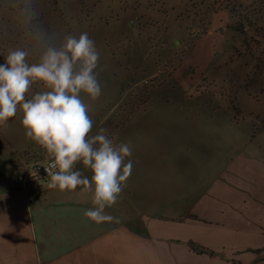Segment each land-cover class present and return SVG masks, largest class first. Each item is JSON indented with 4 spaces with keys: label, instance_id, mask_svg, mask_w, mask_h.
Returning a JSON list of instances; mask_svg holds the SVG:
<instances>
[{
    "label": "rangeland",
    "instance_id": "374dc122",
    "mask_svg": "<svg viewBox=\"0 0 264 264\" xmlns=\"http://www.w3.org/2000/svg\"><path fill=\"white\" fill-rule=\"evenodd\" d=\"M37 30L95 42L102 94L81 98L107 128L178 143L215 172L264 145V0H0V64L10 48L31 52Z\"/></svg>",
    "mask_w": 264,
    "mask_h": 264
},
{
    "label": "crops",
    "instance_id": "0c3cea01",
    "mask_svg": "<svg viewBox=\"0 0 264 264\" xmlns=\"http://www.w3.org/2000/svg\"><path fill=\"white\" fill-rule=\"evenodd\" d=\"M88 112L97 113L90 135L106 129L114 143L131 145L126 162H138L105 209L115 219H87L93 205L82 187L13 183L26 163L49 157L25 136L18 111L0 126V264H264V145L230 156L215 172L178 143L156 146L124 136L125 127L107 128L113 121L104 108ZM77 170L92 175L82 164ZM174 189L183 194L177 201L168 198Z\"/></svg>",
    "mask_w": 264,
    "mask_h": 264
},
{
    "label": "clouds",
    "instance_id": "9594fccd",
    "mask_svg": "<svg viewBox=\"0 0 264 264\" xmlns=\"http://www.w3.org/2000/svg\"><path fill=\"white\" fill-rule=\"evenodd\" d=\"M31 52L25 47L10 48L0 64V126L22 112L25 136L43 148L50 157L44 166L50 178L47 187L60 191L91 193L93 208L84 216L94 223L115 218L105 209L114 206L133 170L132 147L114 143L106 129L90 135L96 124L89 115L86 94L97 100L102 89L97 78L100 53L87 32L78 36L37 30ZM31 56L34 62H29ZM45 90L29 97L33 85ZM82 164L91 177L77 170Z\"/></svg>",
    "mask_w": 264,
    "mask_h": 264
},
{
    "label": "built area",
    "instance_id": "2783aa9c",
    "mask_svg": "<svg viewBox=\"0 0 264 264\" xmlns=\"http://www.w3.org/2000/svg\"><path fill=\"white\" fill-rule=\"evenodd\" d=\"M50 157L44 161L26 163L23 170L14 176L13 183L22 189L30 185H38L50 180L44 170V166L49 162Z\"/></svg>",
    "mask_w": 264,
    "mask_h": 264
},
{
    "label": "trees",
    "instance_id": "16d2710c",
    "mask_svg": "<svg viewBox=\"0 0 264 264\" xmlns=\"http://www.w3.org/2000/svg\"><path fill=\"white\" fill-rule=\"evenodd\" d=\"M239 26H241V24H240V23H239ZM248 26H249V25H248ZM248 26H247V27H248ZM237 27H238V26H237ZM242 27H243V26H242ZM243 32H244V30L240 31V33H242V34H243Z\"/></svg>",
    "mask_w": 264,
    "mask_h": 264
}]
</instances>
